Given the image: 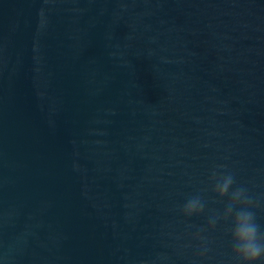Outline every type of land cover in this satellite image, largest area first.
Returning a JSON list of instances; mask_svg holds the SVG:
<instances>
[{"label": "water", "instance_id": "1", "mask_svg": "<svg viewBox=\"0 0 264 264\" xmlns=\"http://www.w3.org/2000/svg\"><path fill=\"white\" fill-rule=\"evenodd\" d=\"M213 171L264 232V0H0V264H238Z\"/></svg>", "mask_w": 264, "mask_h": 264}, {"label": "clouds", "instance_id": "2", "mask_svg": "<svg viewBox=\"0 0 264 264\" xmlns=\"http://www.w3.org/2000/svg\"><path fill=\"white\" fill-rule=\"evenodd\" d=\"M210 179L215 180L213 192L222 201L229 193L231 198L227 201L223 215L214 216L210 220L214 228L218 219L225 221L231 220L230 228L232 252L238 264H258L264 261V232L257 223L256 214L250 210L251 201L245 195L246 189L242 186L231 190L236 183L234 175L218 174L213 171ZM231 190V192H230ZM242 205L241 207H237ZM205 204L200 196L190 198L183 207V213L186 216L199 214L204 211ZM235 210V214L233 212Z\"/></svg>", "mask_w": 264, "mask_h": 264}]
</instances>
